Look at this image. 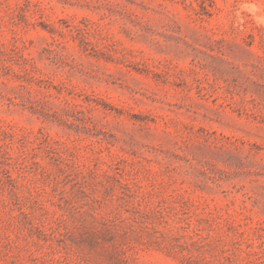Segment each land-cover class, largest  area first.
<instances>
[{
	"label": "rangeland",
	"instance_id": "obj_1",
	"mask_svg": "<svg viewBox=\"0 0 264 264\" xmlns=\"http://www.w3.org/2000/svg\"><path fill=\"white\" fill-rule=\"evenodd\" d=\"M0 264H264V0H0Z\"/></svg>",
	"mask_w": 264,
	"mask_h": 264
}]
</instances>
